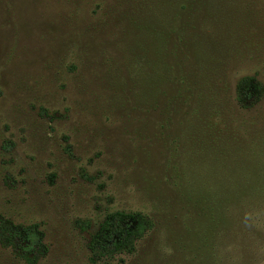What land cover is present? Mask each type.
<instances>
[{"label":"rangeland","instance_id":"rangeland-1","mask_svg":"<svg viewBox=\"0 0 264 264\" xmlns=\"http://www.w3.org/2000/svg\"><path fill=\"white\" fill-rule=\"evenodd\" d=\"M196 1L0 0V225L38 226L37 264H264V97L233 93L264 84V0ZM184 15L178 59L205 71L176 94L156 72ZM117 211L149 230L94 259ZM0 264L26 263L0 243Z\"/></svg>","mask_w":264,"mask_h":264},{"label":"trees","instance_id":"trees-1","mask_svg":"<svg viewBox=\"0 0 264 264\" xmlns=\"http://www.w3.org/2000/svg\"><path fill=\"white\" fill-rule=\"evenodd\" d=\"M196 2H199L200 7H204L205 10H197L195 14L206 17L207 0H197ZM186 4L190 8L191 2L188 1ZM179 10L187 9L185 6H179ZM184 20L179 29H172L165 34L168 38L169 34L173 37L172 43L168 41L169 45L167 46L173 67L167 68L164 65H159L160 68L158 66L156 72V82H159V79L163 77L168 79V82L172 83L173 88H175L176 94L179 89L185 91L187 88H199L200 73L205 71L199 65L192 66L190 58L183 56L178 59L180 51L178 52L179 48L175 45L179 41L183 45L187 44L186 47L190 50L195 48L194 44L200 43L193 33V25L187 23L190 18L185 16ZM191 57L194 56L191 54ZM195 59L194 57V61ZM233 93L235 104L240 109L246 110L256 106L263 99L264 84L255 77L243 76L238 80ZM205 126L210 130L208 124ZM206 127H204L203 132L206 131ZM223 133L228 135L229 132L224 131ZM210 135L211 132H206L207 137ZM66 152L71 155L68 148ZM150 225V220L139 212L117 211L107 214L89 238L88 248L91 256L98 260L112 258L124 252L131 253L135 244L145 236ZM0 243L5 247H10L16 257L26 264H37L48 252V247L44 244L42 234L36 225L23 226L3 221L0 225Z\"/></svg>","mask_w":264,"mask_h":264}]
</instances>
